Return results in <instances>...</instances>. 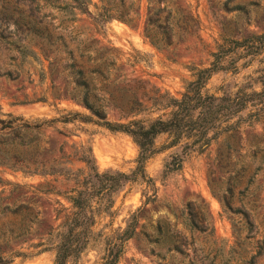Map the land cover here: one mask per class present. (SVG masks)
Returning <instances> with one entry per match:
<instances>
[{
  "label": "rangeland",
  "instance_id": "374dc122",
  "mask_svg": "<svg viewBox=\"0 0 264 264\" xmlns=\"http://www.w3.org/2000/svg\"><path fill=\"white\" fill-rule=\"evenodd\" d=\"M65 1L0 0V9L14 18L19 12L27 15L34 10L49 31L62 35L77 59L76 43L84 41L80 47L88 46L90 60L86 62L83 55L78 61L85 68L93 66L95 56L107 53L116 56L113 67L118 68L111 70L109 80L114 75L132 80L131 85L138 80L145 89L156 88L175 97L191 78L189 66H206L218 45L226 47L230 39L264 30V0H176L183 11L194 16L197 28L192 35H180L169 48L158 49L141 35L145 0L139 2L133 26L111 19L102 29L84 14L75 13L72 25L63 20L60 6ZM88 10L95 9L89 5ZM13 28L9 21L7 30ZM28 37L31 42L39 40ZM228 58H235L234 65L213 73L205 90L216 95L238 87L259 90L264 47L246 56L240 49H233L224 60ZM47 69V60L42 57H27L20 62L15 51L0 43L1 119H6L7 113L26 120L50 119L64 111L88 114L68 99L9 105L10 96L20 100L22 94L30 97L32 92L37 95L54 87L62 90L61 75L50 76ZM104 83L106 90H119L122 85ZM252 110L253 106H248L241 111L237 128L218 134L201 151L193 148L182 152L180 142L152 155L144 166L150 181H128L114 192L110 215L98 216L92 228L101 235L90 241L75 261L66 264H99L103 237L124 227L133 212L136 234L124 243L117 264H243L251 255L252 264H264V117L252 121L247 118ZM105 111L107 120H117L114 110L106 107ZM43 133L45 147L56 149L61 145L65 153L72 150L70 145H88L99 172L128 173L134 166L137 148L124 133L79 121L55 122ZM167 141V136L160 134L154 146L158 148ZM176 153L181 156L180 167L169 171L164 163ZM78 166L77 162L73 164V168ZM50 186L63 189L62 177L25 175L0 165V249L24 254L5 252L11 257L9 264H52L53 250L39 251L43 245L35 246L47 242L45 232L58 224L62 214L56 213L59 203L66 206L60 195L42 192Z\"/></svg>",
  "mask_w": 264,
  "mask_h": 264
},
{
  "label": "trees",
  "instance_id": "16d2710c",
  "mask_svg": "<svg viewBox=\"0 0 264 264\" xmlns=\"http://www.w3.org/2000/svg\"><path fill=\"white\" fill-rule=\"evenodd\" d=\"M97 2L66 0L60 6L63 20L72 25L76 20L75 13L84 14L95 27L102 29L111 19L128 26H133L138 19L140 0ZM89 5L94 7V12L88 10ZM41 20L35 17L34 10H29L27 15L19 12L14 18L1 8L0 43L15 51L20 62L27 57L37 59L38 56L47 60V74L54 77L61 75L62 90L54 87L55 90H42L37 95L32 92L30 97L22 94L20 100L10 96L12 101L9 105L68 99L83 107L88 114L62 110L64 113H59L57 117L40 120L5 114L6 119L0 118V132L4 131L0 133V165L19 170L25 175L62 177L63 189L50 186L42 192L60 195L66 206L59 203L56 213L62 214L58 224L45 232L47 242H38L35 246L43 245L39 251L53 250L52 264H66L69 260L75 261L90 241L101 235L94 233L92 228L98 216L110 215L114 192L128 181H150L144 166L152 155L180 142H183L182 152L193 148L201 151L218 134L235 130L239 113L248 106H253V110L247 118L259 121L264 117V72L257 79L259 90L238 87L232 92L222 91L216 95L204 88L213 73L227 70V65L234 63L235 58L224 60L233 49H240L244 56L257 54L264 47V30L248 33L240 39H230L226 47L218 45L216 51L210 53L211 60L206 66H189L191 78L184 83L179 96L175 97L156 88L145 89L138 80H133L137 82L136 85H131L132 80L118 78V75L109 80L111 70L118 68L113 67L116 56L107 53L95 56L91 61L93 66L85 68L78 61L83 55H86V62L90 60L88 46L80 47V42L84 41L76 43L77 59L62 35L53 34ZM9 21L14 26L12 31L7 30ZM196 28L194 16L188 10L183 11L176 0H145L141 35L153 47L167 49L172 41L180 39V35H192ZM28 35L39 40L31 42L32 38ZM71 40H74L73 37ZM60 63L63 64L58 68ZM106 81L122 85L119 90H106ZM106 107L116 112V121L106 119ZM73 121L90 122L129 136L137 148L133 168L128 173L117 170L99 172L88 145H70L72 150L69 153H65L61 145L56 149L44 146L46 141L42 138L45 127L55 122L66 124ZM160 134H165L168 141L155 148L154 140ZM75 162L79 166L73 168ZM180 163V154H172L170 160L164 163V168L176 170ZM135 218L136 213L133 212L124 227L113 229L103 237L99 264H117L124 243L136 234ZM244 223L250 225L247 221ZM156 231L159 233L160 229ZM7 251L8 254L24 255L2 248L0 264H9L11 257L5 253ZM252 258L253 255L243 264H252Z\"/></svg>",
  "mask_w": 264,
  "mask_h": 264
}]
</instances>
